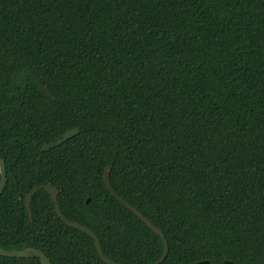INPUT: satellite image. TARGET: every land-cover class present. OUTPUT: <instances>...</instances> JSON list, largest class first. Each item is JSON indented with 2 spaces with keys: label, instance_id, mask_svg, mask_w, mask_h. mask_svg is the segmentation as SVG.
<instances>
[{
  "label": "trees",
  "instance_id": "obj_1",
  "mask_svg": "<svg viewBox=\"0 0 264 264\" xmlns=\"http://www.w3.org/2000/svg\"><path fill=\"white\" fill-rule=\"evenodd\" d=\"M0 157L4 250L105 264L49 185L106 258L155 263L107 169L159 264H264V0H0Z\"/></svg>",
  "mask_w": 264,
  "mask_h": 264
},
{
  "label": "water",
  "instance_id": "obj_2",
  "mask_svg": "<svg viewBox=\"0 0 264 264\" xmlns=\"http://www.w3.org/2000/svg\"><path fill=\"white\" fill-rule=\"evenodd\" d=\"M24 74L26 76H31L32 74L30 72L24 71ZM44 92L46 95H49V92L44 89ZM78 130L77 129H72L70 131H67L66 133H64L62 135V138L52 142V143H48V144H44L41 148V151H46L50 148H53L55 146L60 145L64 140H67L69 138H71L72 136H74L75 134H77ZM104 182L106 185L107 190L116 197L117 201H119L126 209H128L132 214H134L142 223H144L153 233H155L156 235H158L163 243V251L162 254L160 256V258L152 264H159L167 255V246H166V242L162 236V233L160 230H158L156 227H154L151 222H149L145 217H143L137 210H135L133 207L129 206L125 201H123L122 199H120L119 197H117L115 195V193L112 191L111 186L109 184L108 181V170L105 169L104 170ZM7 183V179H6V169H5V163L3 161V159L0 157V195L3 192L5 186ZM40 187H36L34 189H32L26 196L24 199V205H25V209L27 211L28 216L30 217V210H29V202L31 199V196L39 189ZM50 196V199L52 200V202L54 203V210L56 215L60 218V220L62 221V223L64 225H66L67 227L76 229L78 231L84 232L86 233L88 236H90L93 239V244L95 247V250L98 254V257L100 258V260L105 263V264H118L115 263L111 260H109L108 258H106L102 252H101V248L99 245V241L97 239V237L94 235V233L87 229L86 227L78 224V223H74L71 221L66 220L62 214L60 213L57 204H56V196L58 191L49 185L43 186L42 187ZM89 199H87L86 202H88ZM0 256L2 257H7V258H38L40 261V264H50V262L48 261V259L43 255V253L41 251H38L36 249H32V248H27V249H23V250H4L2 248H0ZM206 262H200L199 264H205ZM225 264H233L231 262H225Z\"/></svg>",
  "mask_w": 264,
  "mask_h": 264
}]
</instances>
